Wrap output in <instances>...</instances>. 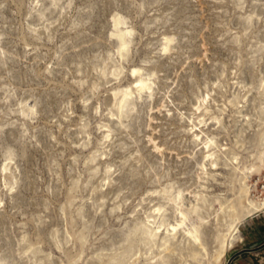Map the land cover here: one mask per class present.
I'll list each match as a JSON object with an SVG mask.
<instances>
[{"label":"rangeland","instance_id":"rangeland-1","mask_svg":"<svg viewBox=\"0 0 264 264\" xmlns=\"http://www.w3.org/2000/svg\"><path fill=\"white\" fill-rule=\"evenodd\" d=\"M134 68L153 92L136 91L119 115L113 92ZM263 107L264 0H0V264H49L50 253L54 264L127 263L140 253L136 225L172 196L163 187L202 216L211 199L236 202L230 172L253 171ZM207 139L217 170L202 168Z\"/></svg>","mask_w":264,"mask_h":264},{"label":"bare ground","instance_id":"bare-ground-1","mask_svg":"<svg viewBox=\"0 0 264 264\" xmlns=\"http://www.w3.org/2000/svg\"><path fill=\"white\" fill-rule=\"evenodd\" d=\"M113 27L116 30V32H113V38L118 42V52L124 56L127 44L125 41L126 32L122 28L121 16L116 15L114 17ZM173 40V36H165L164 53H167L171 49ZM140 72V68H134L131 71L133 80L129 86L117 88L113 92L114 99L118 98L115 105L117 106L119 115L123 113L125 105L131 101L136 91L140 94L151 92L150 82L142 78ZM248 99L249 91L241 97L237 106L244 109ZM228 104L234 106L231 101ZM243 112L241 111L240 113L247 119V114L245 115ZM198 120V124L202 125L204 119L202 120L199 117ZM196 128L199 127L193 123L191 132L195 131ZM203 133V131L199 132L197 135H194V138L197 141H201ZM109 137L110 135H105V139H109ZM259 143L263 149H261L262 152L256 159L257 163L253 167V171H248V167L244 165H236L230 172V181L235 185V188L236 183L238 184L239 195L236 197V202L229 200L220 201V207L216 208L217 200L210 198V213L202 216L200 213L201 208L197 204H194L191 208L185 207L182 201L185 192L182 189H176L175 186L163 187L160 194H167L169 192L172 196L166 195V199L168 200L151 210L147 215V219L142 221L141 225H136L137 230L140 232L138 244V246H141L139 248L140 253L136 254L127 263L121 261L115 264H227V257L234 250V243L241 245L245 242L240 237L243 223L264 211V185H260L261 183L264 184V130L259 135ZM214 146V140L207 139L205 143V162L202 166L205 170L208 169V162H210V167L213 170H217V164L213 162L216 158V152H213ZM8 165L5 166L4 174L7 173ZM226 166H229V164H226ZM110 170L109 172H111ZM148 195L154 196L156 192L149 193ZM195 197H197L198 201H203L207 195L197 193ZM170 204L178 206L177 211L179 215L177 221L174 223H168L165 219V214ZM189 212L197 214L198 217L196 219L193 218L195 222L191 221ZM151 218H154V221ZM156 221L158 222L157 225ZM209 223L213 227L211 232L213 249L210 248L211 245L209 246L204 241V227ZM162 235H164V238L160 237ZM175 238H177L176 245L179 244L178 250L175 247L173 248V244L171 243ZM127 247V252L131 254L133 245H128ZM33 250L34 248H28L25 252L26 256H31ZM57 250L62 252L64 248H57ZM47 257L50 262L49 264H54L52 262L54 255L50 253ZM115 259L116 257L112 256L106 263L113 264Z\"/></svg>","mask_w":264,"mask_h":264},{"label":"crops","instance_id":"crops-1","mask_svg":"<svg viewBox=\"0 0 264 264\" xmlns=\"http://www.w3.org/2000/svg\"><path fill=\"white\" fill-rule=\"evenodd\" d=\"M256 218L249 220L246 240L230 253L227 264H264V214Z\"/></svg>","mask_w":264,"mask_h":264}]
</instances>
